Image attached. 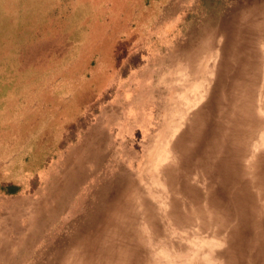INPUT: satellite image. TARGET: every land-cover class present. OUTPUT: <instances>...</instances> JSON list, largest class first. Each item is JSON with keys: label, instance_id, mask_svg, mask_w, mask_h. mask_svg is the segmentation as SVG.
I'll list each match as a JSON object with an SVG mask.
<instances>
[{"label": "rangeland", "instance_id": "374dc122", "mask_svg": "<svg viewBox=\"0 0 264 264\" xmlns=\"http://www.w3.org/2000/svg\"><path fill=\"white\" fill-rule=\"evenodd\" d=\"M241 15L254 19L238 42L255 51L263 95L264 0H0V221L12 225L2 213L14 206L20 227L3 232L0 264H258L257 230L233 204L210 218L183 195L180 162L171 179L157 174L219 63L235 66L232 38L216 31ZM100 120L103 158L65 206L38 213L50 176Z\"/></svg>", "mask_w": 264, "mask_h": 264}, {"label": "bare ground", "instance_id": "6f19581e", "mask_svg": "<svg viewBox=\"0 0 264 264\" xmlns=\"http://www.w3.org/2000/svg\"><path fill=\"white\" fill-rule=\"evenodd\" d=\"M250 21L254 22L252 15H241L232 16L229 19L230 23L227 27L224 25L225 22L219 24L222 29L218 27L217 34L225 38H232V44L235 45L233 50V62L235 66H227L224 61L219 63L215 70V82L209 99L196 112L192 113L187 130L182 133L173 145L175 152L176 148H178V158L176 156L177 153L173 154L172 150V156H170L172 165L165 166L166 168L164 166L158 168L157 174L171 179L170 175L178 171L176 166L180 162V166L181 164L183 166V174L180 179V188L183 195L190 200H197L199 212H201L202 205L199 200H204L203 206L210 218L215 216L216 213L228 216L226 206L229 208L230 204H233L232 208L236 209L237 217L244 220V215L248 219L249 225L257 230L254 242L255 248L258 250L252 262L256 263L257 260L258 264H264V154H259L261 147L264 145V131L262 127L264 125V94L262 95L260 91L261 94L258 93L257 95V92L255 93L257 82L259 85L260 81L257 78L256 71L253 72L255 64L252 60L254 59L255 51L250 49L248 51L247 49L245 50V46L238 42L239 36L242 35V38L245 36ZM243 22L245 29L243 28ZM226 28H232L231 32L228 33ZM263 84L264 79L261 86ZM102 122L103 120H100L87 128V133L84 134V138L80 144L73 147L64 158L62 171L57 176H50V180L48 181V183L50 182L49 187L47 186L44 192H41L35 207L38 213H41L43 209H51L62 204L65 206L67 200L74 196L78 185L90 174L88 172L89 164L103 158L102 156L106 148V133L104 126L101 124ZM167 157L165 155V159L162 162L169 159ZM257 159L259 161L255 162ZM196 170L199 172H197L198 174L205 177L203 180L202 177L197 179ZM193 173L196 174L195 177H192ZM190 179H193L196 183L205 182L206 194H201L200 190H197L194 186V183L190 182ZM108 182L109 180L106 184ZM105 189L102 191H106ZM140 191L139 186L135 187L130 198L134 199L137 197ZM99 196L96 198L93 196L92 200L96 199L97 202ZM99 199L101 200V198ZM97 207L98 205L96 206L95 204L94 209L98 210ZM94 209L92 211L96 213ZM3 212V217H10H6V219H9L12 225L6 228L0 221V255L3 251L9 252L10 250L9 246H6V240L8 239L7 237L3 238V232L7 231L11 234L13 231L20 230V227L17 225L18 223L15 221L17 217L15 214L19 213L18 208L10 206ZM90 215L93 216L92 213ZM90 215L88 214V216ZM83 222H85L84 218ZM84 226L86 224H83ZM236 230V228L232 227L231 236L235 234ZM71 236L73 238L74 235ZM105 241L107 242V240Z\"/></svg>", "mask_w": 264, "mask_h": 264}]
</instances>
